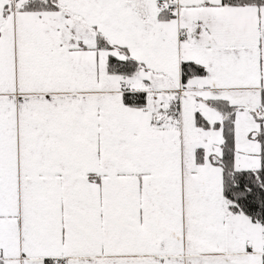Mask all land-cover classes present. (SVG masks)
I'll return each mask as SVG.
<instances>
[{
  "label": "snow or ice",
  "instance_id": "1",
  "mask_svg": "<svg viewBox=\"0 0 264 264\" xmlns=\"http://www.w3.org/2000/svg\"><path fill=\"white\" fill-rule=\"evenodd\" d=\"M0 264H264V0H0Z\"/></svg>",
  "mask_w": 264,
  "mask_h": 264
}]
</instances>
